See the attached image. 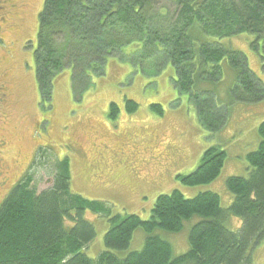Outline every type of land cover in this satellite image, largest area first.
<instances>
[{"label": "trees", "instance_id": "obj_1", "mask_svg": "<svg viewBox=\"0 0 264 264\" xmlns=\"http://www.w3.org/2000/svg\"><path fill=\"white\" fill-rule=\"evenodd\" d=\"M44 1L35 52L36 77L43 91L52 90L58 71L68 66L76 67L73 77L78 72L89 80L101 77L112 57H123L154 76L171 65L177 90L189 96L200 123L212 132L228 118L231 107L200 88L203 82L221 81L227 59L236 71L233 104L264 101V84L249 68L245 54L204 37L255 36L261 42L264 71V0ZM126 103L129 113L138 108L133 101ZM111 110L110 116L116 117L117 108ZM258 133L259 148L246 155L252 171L247 178L226 181L233 195L227 209L217 193L187 199L174 190L156 199L148 220L135 214L113 216L103 202L72 193L67 160L59 163L52 187L40 194L29 174L0 207V264H253L254 250L264 243V121ZM202 158L196 170L177 179L189 187L215 182L227 152L213 147ZM87 211L104 216L112 227L104 236L106 251L97 259L85 254L97 239L96 228L85 220ZM195 216L201 220L189 233L191 249L185 255L173 257V247L152 235L157 229L180 233L184 222ZM231 216L243 222L237 232L225 227ZM67 222L73 226L68 228ZM140 228L149 235L141 251L119 259L114 252L128 250Z\"/></svg>", "mask_w": 264, "mask_h": 264}, {"label": "rangeland", "instance_id": "obj_2", "mask_svg": "<svg viewBox=\"0 0 264 264\" xmlns=\"http://www.w3.org/2000/svg\"><path fill=\"white\" fill-rule=\"evenodd\" d=\"M3 1L0 76L9 91L7 96L0 94V207L29 174L39 194L50 189L63 160L70 165L72 193L103 202L113 216L135 214L148 220L156 199L174 190L187 199L204 192L217 193L224 209L233 203L226 181L247 178L252 171L246 155L259 148L264 101L233 104L236 71L227 59L222 63L221 81L203 82L200 88L231 107L228 118L212 132L200 123L189 96L177 90V73L171 65L154 76L151 70L143 73L123 57H112L101 77L89 80L81 72L73 77L76 67L68 66L58 71L52 90L43 91L36 77L35 52L45 1L13 0L11 5ZM204 37L245 54L249 68L264 84L262 46L255 36ZM129 100L138 105L134 113L128 112ZM113 106L118 110L116 117L109 116ZM213 147L227 152L224 169L215 182L189 187L177 179L196 170L204 152ZM129 155L137 161H130ZM148 157L146 164L141 163ZM84 217L97 233L85 254L97 259L106 251L104 236L112 227L108 219L91 211ZM200 220L195 216L185 221L180 233L157 229L152 235L167 241L173 247V257H179L190 251L189 233ZM242 225L240 218L231 216L225 227L237 232ZM148 237L140 228L129 249L115 255L120 259L141 251ZM253 253V264H264V243Z\"/></svg>", "mask_w": 264, "mask_h": 264}, {"label": "flooded vegetation", "instance_id": "obj_3", "mask_svg": "<svg viewBox=\"0 0 264 264\" xmlns=\"http://www.w3.org/2000/svg\"><path fill=\"white\" fill-rule=\"evenodd\" d=\"M22 1V0H21ZM3 2H6L8 5H11V3L13 2V0H5V1H3ZM14 2H15V0H14ZM2 8V7H1ZM0 75H1V68H0ZM2 76V75H1ZM1 76H0V94H2V96L4 97V96H7V93H8V91L9 90H7V88H6V85L4 84V81H3V79L1 78ZM3 82V83H2Z\"/></svg>", "mask_w": 264, "mask_h": 264}, {"label": "crops", "instance_id": "obj_4", "mask_svg": "<svg viewBox=\"0 0 264 264\" xmlns=\"http://www.w3.org/2000/svg\"><path fill=\"white\" fill-rule=\"evenodd\" d=\"M242 105H244V104H242ZM195 107V106H194ZM196 109V108H195ZM197 114V113H196ZM110 116V115H109ZM197 118H198V114H197ZM129 157V160L130 161H132L133 163L135 162V161H137V158H135L134 156H131V155H129L128 156ZM148 159H150L149 157L148 158H146V159H144L141 163H143V164H146L145 162H146V160H148ZM160 159V158H159ZM158 159V160H159Z\"/></svg>", "mask_w": 264, "mask_h": 264}]
</instances>
